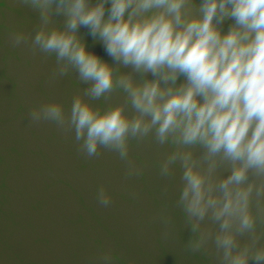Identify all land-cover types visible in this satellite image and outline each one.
<instances>
[{"label":"clouds","instance_id":"clouds-1","mask_svg":"<svg viewBox=\"0 0 264 264\" xmlns=\"http://www.w3.org/2000/svg\"><path fill=\"white\" fill-rule=\"evenodd\" d=\"M20 3L38 13V23L34 32L12 28V45L54 56L50 82L75 72L86 85L70 108L55 99L33 104L30 124L48 122L74 133L77 153L85 158L116 153L125 179L145 171L130 155L131 141L152 137L169 145L159 174L172 177L177 164L182 170L176 205L191 232L186 249L206 254L211 243L220 264H264V0H201L198 9L193 0ZM61 16L62 24L53 22ZM226 19L234 23L225 33ZM81 27L112 63L88 49ZM117 91L125 94L122 103L91 102ZM222 165L229 167L227 175L218 174ZM96 200L102 207L112 204L106 185L98 187ZM157 216L166 240L175 221L166 205ZM97 258L102 264L119 259L113 248Z\"/></svg>","mask_w":264,"mask_h":264},{"label":"water","instance_id":"water-1","mask_svg":"<svg viewBox=\"0 0 264 264\" xmlns=\"http://www.w3.org/2000/svg\"><path fill=\"white\" fill-rule=\"evenodd\" d=\"M200 3L193 0L197 9ZM63 19L54 17L53 22L62 24ZM37 23L38 13L20 0H0V264H102L97 257L107 248L118 254L114 264H128L132 258L136 264H220L211 243L206 254L185 247L191 232L176 205L182 170L177 164L172 177L159 174L169 145L152 137L131 141L130 155L144 163L145 171L125 179V164L116 153L104 150L99 157L85 158L77 153L74 133L48 122L30 124L27 112L33 104L55 99L70 108L76 91L86 87L75 72L50 82L54 56L46 59L27 46L12 45V28L21 25L34 32ZM233 23L226 19L222 31ZM79 33L89 50L113 62L88 29L81 27ZM124 99L117 91L91 102L107 107ZM126 111L133 112L130 106ZM194 151L200 155L202 149ZM228 171L222 165L218 174ZM101 184L112 194L109 207L97 203ZM165 205L175 221L166 240L157 216Z\"/></svg>","mask_w":264,"mask_h":264}]
</instances>
